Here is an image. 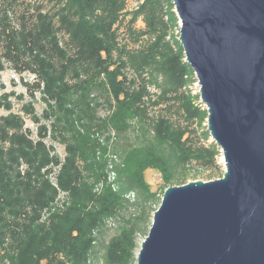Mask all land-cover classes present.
<instances>
[{
    "label": "trees",
    "instance_id": "trees-1",
    "mask_svg": "<svg viewBox=\"0 0 264 264\" xmlns=\"http://www.w3.org/2000/svg\"><path fill=\"white\" fill-rule=\"evenodd\" d=\"M129 1L139 4L127 12ZM172 10L170 0H0V74L8 64L32 77L19 79L30 100L16 113L0 75V264H136L164 190L195 181L192 166L208 182L223 176L215 145H195L187 127L207 113L183 91ZM168 101L185 127L149 116Z\"/></svg>",
    "mask_w": 264,
    "mask_h": 264
},
{
    "label": "water",
    "instance_id": "water-1",
    "mask_svg": "<svg viewBox=\"0 0 264 264\" xmlns=\"http://www.w3.org/2000/svg\"><path fill=\"white\" fill-rule=\"evenodd\" d=\"M224 173L164 190L136 264H264V0H170Z\"/></svg>",
    "mask_w": 264,
    "mask_h": 264
},
{
    "label": "rangeland",
    "instance_id": "rangeland-1",
    "mask_svg": "<svg viewBox=\"0 0 264 264\" xmlns=\"http://www.w3.org/2000/svg\"><path fill=\"white\" fill-rule=\"evenodd\" d=\"M21 1H24V2H27L31 5H33L35 3V1H39V0H21ZM138 4H139L138 2L129 1L127 4V7H126V11L129 12L130 10H133ZM176 19H177V16H176ZM164 20H166V17H164ZM143 27H144L143 23L139 19L135 25V28L136 29H143ZM178 32H179V23H178V19H177L176 25H174L173 28H171L169 33L172 34L174 37L178 38ZM0 75H1V83L4 85V89H3V91H1V93H3V92H13L14 93V96L10 97V102L12 104V109H13L12 111L19 113L21 104L30 100L29 99V93L28 92L26 93V90H25L24 86L22 85V83L24 81L31 83L32 77L31 76L29 77L25 74H23V77L19 76L10 68V66L8 64H5V70ZM186 77H187L186 85L183 88V91L185 92V94H187L190 97H193L197 100L196 106L201 107L203 110H205V107L200 105V103H199L200 102L199 101V95H198L199 89L197 86V80L195 78L193 71L190 68L187 72ZM21 78L24 81H20L19 79H21ZM158 82L159 83L162 82V79L159 78ZM148 90H149L150 96H152V97H155L158 94L157 88L154 85H149ZM19 94L23 95V100L21 102L20 101L17 102L14 98L16 95H19ZM38 99H39V95L37 93H35V100L33 101L34 110H35V113L37 115H40V112L44 108V105ZM177 106H178V104L174 103L172 101H168L166 103H161L157 106L149 108V116L150 117H157V116L162 115V116L170 119L175 124H179L182 127H185L186 122L183 120V118L180 117V111L177 108ZM4 114L5 113L0 110V115H4ZM24 118H25V128H28L34 134L35 126L28 120L27 117H24ZM187 127L189 128L190 131H194V135H193L192 140H193V143L195 145L210 146V145L214 144L211 141L210 137H208L206 140L201 139L200 134H201V131L205 130V128H206V121L202 124L200 129H197L195 123H192L190 125L188 124ZM134 134H135L134 132H130V134H129L130 139L133 138ZM56 147H57V150H55L56 153L62 155V149L59 146L55 145V148ZM217 162L221 164L222 170L224 171L223 160H222L220 150H218ZM189 174L192 176L193 175L196 176L195 181H201L204 183L208 182L205 179L207 172L204 171L203 169L197 168L196 166H192L189 168ZM144 176H145V181L148 184L150 190L152 192L156 193L158 197H160L162 189H163V184H162V180H161L159 173L154 171V170H147L145 172ZM189 179H191V178H189ZM189 182H193V181L188 180V183ZM138 242L140 243V242H142V240L139 239Z\"/></svg>",
    "mask_w": 264,
    "mask_h": 264
}]
</instances>
